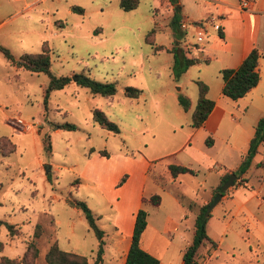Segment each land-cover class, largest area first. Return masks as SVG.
I'll return each mask as SVG.
<instances>
[{"label":"rangeland","instance_id":"1","mask_svg":"<svg viewBox=\"0 0 264 264\" xmlns=\"http://www.w3.org/2000/svg\"><path fill=\"white\" fill-rule=\"evenodd\" d=\"M163 1L167 2L161 0L155 12L159 14L161 24L166 25L170 4ZM69 3L81 6L84 16L76 10L66 13ZM20 7L21 2L0 0V21ZM28 14L35 19L20 17L0 29V45L15 56L24 52L38 53L41 46L36 44L33 28L39 26L36 18H42L41 25L47 24L42 42L46 41L52 50L50 70L57 76H68L70 81L64 88L50 93L45 109L43 94L48 76L24 68L17 69L0 53V141H10L14 146V151L5 156L0 151V257L20 260L27 244L34 241L38 254L32 264H45V252L56 240L64 251L94 258L98 239L89 228L82 210L70 202H84L100 229L111 228L113 211L103 188L121 164L117 165V160L114 163L115 159L102 161L100 158L103 155L99 152L105 151L107 155L104 157L125 154L130 158L144 156L154 160V156L160 155L165 156L168 162L181 160L184 154L179 149L186 139V124L191 122L196 104V85H193L187 112L177 115L168 104L154 111V93L157 97L169 83L167 55L161 53L154 56V46L147 43L154 44V0H138L137 7L129 11L122 10L118 0H61V3L45 0ZM74 17H82L75 33L90 34L96 28L95 31L99 30L108 37L103 48L91 45L81 37L66 34L64 37H52L49 34L52 27L58 30L66 23L65 30L70 29ZM58 18L63 21L59 23ZM151 29L153 33L147 36ZM78 74L88 75L102 83L115 82L116 93L107 97L93 95L87 87L76 84ZM157 74L160 76L157 77ZM127 85L142 89L144 94L137 100V97L124 96ZM95 108L102 110L118 126V133L92 121V110ZM257 113H264V107ZM257 113L252 107L247 110L236 107L225 119L223 128L231 146L238 141L242 129L252 127V118ZM231 116L235 120L232 121ZM18 118L31 123L32 127L20 126L16 123ZM62 122L72 123L76 128H58L57 125ZM172 125L177 128H172ZM2 146L8 149L6 144ZM172 150L179 152L169 155ZM97 154L101 157H93ZM224 156L228 158L225 153ZM229 160L226 163L232 164L234 153ZM262 160L263 155L257 150L246 170L248 186L242 184L240 191L254 190L264 197V192L259 189L264 169L257 166ZM147 174L154 177V165ZM215 177V174L202 169L198 179L206 178L210 182ZM185 178L194 180L196 177L185 175ZM119 180L115 187L123 183L118 185ZM152 187L154 189L148 181L144 187L145 194L152 193ZM257 201L254 200V203L257 204ZM173 206L164 197L160 210L174 213ZM142 208L154 219V206L143 204ZM254 211L253 207L246 210L240 199L223 200L212 207L208 224L223 240L216 239L219 247L210 264H242L237 257H231L228 245L241 248L234 234L239 226L261 236V213ZM5 224L13 225V234L9 233ZM36 224L40 227L37 237L34 236ZM261 243L264 245V237ZM200 251L205 252L203 247ZM217 257L218 261H215ZM254 263L264 264V254H259Z\"/></svg>","mask_w":264,"mask_h":264},{"label":"crops","instance_id":"2","mask_svg":"<svg viewBox=\"0 0 264 264\" xmlns=\"http://www.w3.org/2000/svg\"><path fill=\"white\" fill-rule=\"evenodd\" d=\"M14 1L21 2V7L0 21V29L20 17L27 20L35 19L34 16L28 13L34 12L35 7L45 0ZM57 2L61 3V0H57ZM64 2H67V0H64ZM173 2L172 0L165 2L170 4V16L166 25H163L158 18L160 17L159 14L155 12L156 7L161 5V0H154V56L165 53L167 55V58H165L167 67L169 68V83L165 86V90L161 91V94H158L157 97L154 93V111H159V108L168 104L175 109L174 112L177 115H180L185 110L179 105L177 96L179 93L187 96L191 105L190 96L193 93V85H196L197 80L208 86L207 97L214 104L207 118L199 127L192 128L190 126L191 122L186 124V139L181 149H179L184 155L182 154L181 160H176L175 163L170 160V162L166 161L165 156L160 155L154 156V160L144 156L130 158L125 154L110 155L109 157H101L98 154V156H93L101 157L100 159L105 162L115 159L114 163L117 160V165L121 164L117 166L119 170L115 171L110 181H108L110 187L107 184L108 186L106 185L103 188V194L109 201L113 214L110 220L111 228L109 230L102 229L104 232V252L102 261L99 264L125 263L136 212L143 205L142 197H146L145 195L149 197L152 194L160 196V203L157 206L152 205L154 206V219L147 212V223L140 238V245L142 249L158 259V264H184L182 254L192 240L194 219L199 208L214 196L213 190L220 184L222 177L239 167L244 154L247 153L250 139L254 134V127L259 118L262 117L260 114H264L257 113L260 112L261 107H264V0H256L248 10H241L238 6V0H174ZM75 6L82 8L79 5L69 3L66 13L71 14V11H75ZM175 10L178 13L176 23L173 20ZM80 14L82 17L84 16V9ZM82 17H74L75 21L70 23V29L67 31L65 30L66 23L64 27H60L58 30L52 27L49 34L52 37L61 35L64 37L65 34L72 37H81L87 39L89 44L103 48V44L108 37L102 35L99 30L95 31L96 28L91 30L90 34L75 33V30L80 26L79 22H82ZM36 19L39 26L33 29H35L36 44L41 46L47 24L43 26L41 24L44 20L40 17ZM56 20L59 23L63 21L60 18ZM181 24H186V28H182ZM174 25L177 27L176 29H174ZM199 30L203 31L201 38L197 36ZM219 32L222 33V36L219 35ZM123 46L126 47L127 44L124 43ZM252 48H256L259 52L258 83L244 96L232 100L221 92L223 81L219 71L226 68H237ZM14 54L16 53L14 52ZM174 54L176 58H174ZM175 59L181 65H183L185 59H194L195 61L176 77L174 73ZM13 67L20 68L15 65ZM159 76L160 74H157V77ZM189 90L190 94L188 93ZM196 90L198 95L197 85ZM143 94L142 90L139 96ZM139 96L135 99L137 100ZM236 107H242L246 110L248 107H252L254 113L257 114L252 118L254 122L252 127L242 129L238 141L234 146H231L228 140L229 137L225 135L223 122L228 119V116ZM230 118L232 121L235 120L234 116ZM169 125L171 124L169 123ZM172 128L177 127L172 125ZM206 139L209 140L208 144ZM262 143L258 146V152L263 155L264 160V146H262ZM179 151L172 150L168 154ZM224 153L228 158L224 156ZM233 153L234 161L230 162L232 164H227V161L232 160H229V157H233ZM158 164L160 166H157ZM169 164L187 166L197 172L196 174L181 173L176 177H172L168 170ZM152 165H154V177H149L147 173ZM259 167L264 169L263 166ZM202 169L215 174L214 180L210 182L206 178L199 180L198 177ZM123 173H127L125 180L120 186L115 187V183ZM246 173L247 171L241 174L239 178L235 177L234 183L232 182L223 192L222 189L219 191L221 197L218 202L240 199L246 210L253 207L254 212L261 213L260 223L263 227L261 236L246 228L244 229L243 226H239L234 230V234L243 250L236 248L233 244L228 245L232 258L237 257L242 264H255L256 257L259 254H264V245L261 243L262 237H264V197L259 196L254 190L240 191L242 184L248 186L245 181ZM185 175H193L196 178L190 180L185 178ZM148 181L154 186V189L152 187L154 191L145 194L144 187ZM235 183L236 185H234ZM261 186L259 189L264 192V174ZM164 197L171 205H174L172 210L176 212H161L160 208ZM254 200H258L257 204L254 203ZM224 232H226V229ZM206 233L216 243V246H212L210 243L202 245L201 247L204 248L205 252H199L201 247L198 249L195 264H210V259L215 257L219 247L216 239L223 240V237L217 235L213 227L208 224V220L206 222ZM87 260L92 263L94 258L90 257ZM214 260L218 261V257Z\"/></svg>","mask_w":264,"mask_h":264},{"label":"trees","instance_id":"3","mask_svg":"<svg viewBox=\"0 0 264 264\" xmlns=\"http://www.w3.org/2000/svg\"><path fill=\"white\" fill-rule=\"evenodd\" d=\"M174 0H172L173 2ZM174 3V2H173ZM119 7L124 11L133 10L138 5V0H118ZM74 10L80 11L82 13V8L75 6ZM177 11L175 10L174 22L178 21ZM155 32V29H154ZM153 33V29H151L147 36ZM219 35L222 36V33L219 32ZM147 41V40H146ZM147 43L152 44V42L147 41ZM46 41L42 42L41 50L38 53H22L19 56H14L11 51L0 45V53L3 57L9 61L12 65H15L20 68H24L31 72L36 73H44L48 76V83L44 89L43 94V104L44 108H47V102L49 99V95L53 90L62 89L69 81L70 78L68 76H57L53 74L50 70L51 66V48ZM160 49V48H157ZM174 58L175 54H174ZM259 52L256 48H252L250 52L245 56L240 65L234 69H221L219 71L220 76L223 81V85L221 88V92L226 97L236 100L242 96H244L251 88H253L259 80V74L257 71ZM194 59H185L183 61V65H181L176 59L174 62L175 68V76H179L189 65L194 63ZM178 62V64H177ZM78 86L87 87L89 92L93 95L99 94L101 96H112L116 93V84L115 82H106L102 83L90 78L88 75L78 74V79L76 81ZM196 85L198 88V95L194 110L191 114V123L190 126L192 128L199 127L207 118L210 113L214 102L207 97L208 86L200 81H196ZM142 93V89L135 88L133 86H126L124 88V95L126 97L135 98L138 97ZM178 103L182 107L183 110H188L190 107V100L187 96L179 93L177 96ZM92 121L96 122L101 127L112 131L114 133H118V126L110 121L105 113L95 108L92 110ZM58 128L74 130L76 126L69 122H62L57 125ZM264 142V116L259 118L255 127L254 134L249 142V147L246 155L242 159L239 167L224 175L221 179L220 184L214 188L213 194L221 191V185L225 182L231 174H236V177L239 178L241 174H243L254 156V154L258 150V146L260 143ZM206 143H209V140L206 139ZM1 144H6L8 149H5V146L1 147ZM0 151L3 156L9 154L14 151V146L10 141L1 140L0 141ZM100 155H107L105 151H100ZM258 166L264 167V160L257 164ZM168 170L172 177H176L181 173H190L196 174V170H193L187 166L169 164ZM126 175L122 176L118 182L120 185L125 180ZM234 183V182H233ZM223 192V191H222ZM212 198L203 206H201L195 216L194 219V232L192 236V240L190 244L184 249L182 254V260L184 264H195L197 260L198 249L206 244L210 243L212 246H216V243L209 238L206 233V222L210 216L206 212L207 205L211 202ZM72 205H76L82 210V213L87 221L89 228L94 232L95 236L98 239V244L94 256V260L92 263H89L87 257L78 253L64 251L59 248L57 241H53L47 251L45 252L44 259L45 264H99L102 261V255L104 252V232L100 229L95 222V217L91 213L88 206L81 201H74V203L70 202ZM143 204H151L157 206L160 203V196L158 194H152L149 197H142ZM193 205V204H188ZM2 222L0 221V224ZM147 223V211L140 207L135 215L134 226L131 236V242L129 249L126 254V259L124 264H158V259L146 252L142 249L140 245V238L142 232L144 231ZM10 234H13V225L5 224ZM39 224H36V228L34 231V236L37 237L39 235ZM2 244L0 242V250ZM38 249L35 245L34 241H30L25 249V252L20 260H15L8 258L6 256L0 257V264H32L33 259L37 256Z\"/></svg>","mask_w":264,"mask_h":264},{"label":"built area","instance_id":"4","mask_svg":"<svg viewBox=\"0 0 264 264\" xmlns=\"http://www.w3.org/2000/svg\"><path fill=\"white\" fill-rule=\"evenodd\" d=\"M255 1L256 0H238V6H239V8L241 10H248V9H250L252 7V5L254 4ZM186 26H187L186 24H181L182 28H186ZM202 32H203L202 30H199L197 32V36L199 38L202 37V35H203ZM16 123L19 124L20 126L26 127L27 129L32 127L31 123L25 122V121H23V120H21L19 118L16 119Z\"/></svg>","mask_w":264,"mask_h":264},{"label":"water","instance_id":"5","mask_svg":"<svg viewBox=\"0 0 264 264\" xmlns=\"http://www.w3.org/2000/svg\"><path fill=\"white\" fill-rule=\"evenodd\" d=\"M78 79V77H76V80ZM235 174H231L228 179L222 183L221 185V189L222 190H225L227 189L233 182V180L235 179ZM221 197V193L220 192H217L214 194V196L212 197V200L211 202L207 205L206 207V212L205 214L207 215L209 213V211L212 209V207L218 203L219 199Z\"/></svg>","mask_w":264,"mask_h":264}]
</instances>
